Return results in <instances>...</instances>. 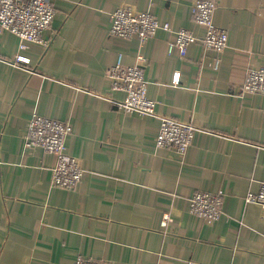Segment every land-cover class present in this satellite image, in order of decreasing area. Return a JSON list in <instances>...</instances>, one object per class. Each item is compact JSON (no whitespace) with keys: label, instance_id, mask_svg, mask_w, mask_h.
I'll use <instances>...</instances> for the list:
<instances>
[{"label":"crops","instance_id":"obj_1","mask_svg":"<svg viewBox=\"0 0 264 264\" xmlns=\"http://www.w3.org/2000/svg\"><path fill=\"white\" fill-rule=\"evenodd\" d=\"M50 1L46 45L20 51L0 29V264H264V207L245 200L264 183V94L243 91L251 68L264 67V0H215L228 48L193 43L186 57L169 44L181 28L205 34L196 0ZM119 7L153 13L173 31L113 37ZM120 54L125 65L145 58L159 115L199 128L185 155L157 146V118L118 106L125 93L109 75ZM35 113L71 124L67 152L85 170L75 188L52 186L56 156L25 146ZM198 191L223 197L215 224L190 212Z\"/></svg>","mask_w":264,"mask_h":264},{"label":"built area","instance_id":"obj_2","mask_svg":"<svg viewBox=\"0 0 264 264\" xmlns=\"http://www.w3.org/2000/svg\"><path fill=\"white\" fill-rule=\"evenodd\" d=\"M215 0H196L193 5L194 22L205 28L203 36L194 31L181 28L176 31V39L169 44L170 51L175 47L186 57L193 43L202 44L207 49L221 54L229 45V33L225 28L215 25L213 18L217 9ZM55 17V8L50 0H0V29L7 30L19 38L20 51L30 49L31 44L46 45L44 32L47 31ZM172 32L170 22H161L153 13L130 7H119L111 14L110 35L130 39L138 38L145 42L160 31ZM29 59L19 54L18 63H29ZM143 56L138 57L135 65H125L122 54L111 69L109 75L112 88L125 93V98L117 104L127 113H138L155 117L160 121L156 136L159 148L172 147L181 155H185L199 128L192 122H183L170 117L161 116L157 112L158 102L148 95V82L145 79L142 63ZM220 59L215 62L218 68ZM172 84H181V72L176 71ZM244 92L264 94V67H253L248 72L243 86ZM69 122L46 117L35 113L29 121L25 136V146L42 148L57 158L53 169L51 185L64 189L75 188L85 175V170L77 157L67 152V139L72 133ZM247 203H257L264 207V183L257 192H249L245 198ZM223 197L220 194L198 191L190 200V212L203 219L207 224H215L222 217ZM172 221L171 215H164L162 225L166 227ZM72 264H116L106 260H93L78 257Z\"/></svg>","mask_w":264,"mask_h":264}]
</instances>
